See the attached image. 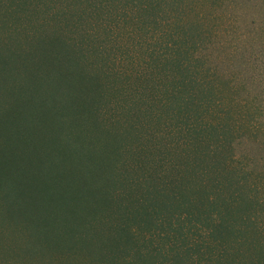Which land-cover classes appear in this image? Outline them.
I'll list each match as a JSON object with an SVG mask.
<instances>
[{
	"label": "rangeland",
	"instance_id": "1",
	"mask_svg": "<svg viewBox=\"0 0 264 264\" xmlns=\"http://www.w3.org/2000/svg\"><path fill=\"white\" fill-rule=\"evenodd\" d=\"M55 22L98 73L105 131L81 141L111 185L67 228L35 190L38 129L0 116V264H264V0H0V88Z\"/></svg>",
	"mask_w": 264,
	"mask_h": 264
},
{
	"label": "trees",
	"instance_id": "2",
	"mask_svg": "<svg viewBox=\"0 0 264 264\" xmlns=\"http://www.w3.org/2000/svg\"><path fill=\"white\" fill-rule=\"evenodd\" d=\"M43 4L46 16L55 21L57 16H61V23L63 22L64 13L53 16L52 8L46 7L44 2ZM62 33V28L55 22L50 31L38 30V39L31 35L36 39V45L22 53L15 47L1 58V67L6 70L10 80L3 82V87L0 88L4 102L7 103L0 107V116H3V131L11 127L29 128V124L38 129L40 138L35 143L30 154L33 159L30 157L29 162L44 176L41 181H36V193L44 194V187H47L45 198L47 195L49 202L55 206L56 215L70 220L69 227L65 226L74 230L75 223L72 221L75 207L70 205L86 202L87 195L107 198L108 192L105 190L111 184L108 180L109 164H102L99 158L96 159L97 162H92L94 157L89 151L85 154L81 141L88 126L99 130L101 134L105 131L102 128L104 120L101 119L98 101L101 96L98 73L87 72L86 66L81 62L84 56L80 44L73 39H66ZM129 127L133 129L132 126ZM67 130L69 133H66ZM43 131L47 134L43 135ZM109 137L113 139L114 136L109 134ZM68 140L73 141L74 145ZM109 155L119 157L117 152ZM101 158L105 159V155ZM79 160L87 163L86 177L91 182L86 189H79V185L73 181V171L82 172L78 170ZM2 165L0 164V171L4 169ZM93 181H101L104 187L100 184L93 186ZM61 191H65L67 195ZM82 193H86L84 200ZM61 206L64 211H60ZM141 263L157 264L156 261L147 259Z\"/></svg>",
	"mask_w": 264,
	"mask_h": 264
}]
</instances>
